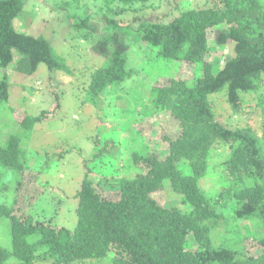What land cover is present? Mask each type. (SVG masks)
Here are the masks:
<instances>
[{"label":"trees","instance_id":"1","mask_svg":"<svg viewBox=\"0 0 264 264\" xmlns=\"http://www.w3.org/2000/svg\"><path fill=\"white\" fill-rule=\"evenodd\" d=\"M149 0H105L115 16L134 5L144 8ZM207 1V0H206ZM202 7H187L170 23L140 21L130 36L146 43L149 50L168 62L201 65L200 74L191 80L170 78L161 86H151L152 108L149 114L168 112L179 123L180 134L169 140L164 159L133 153L132 162L147 167L145 174L122 178L117 187L119 199H102L94 190L85 172L76 193L77 222L69 231L61 227L36 224L31 218L20 220L12 209L0 204V218L10 223V249L0 246V264L10 258L19 264H33L51 259L53 264L102 259L111 255V264H264V147L249 127L230 130L215 119L209 96L226 88V101L234 113H240L241 93L257 92L264 86V2L259 0H212ZM25 0H0V68L14 63V69L31 75L40 63L50 70H66L43 36L33 37L17 31L14 20ZM116 4L115 8L112 6ZM116 30L119 21H107ZM76 27L83 23L75 24ZM221 27L213 47L207 31ZM114 35V34H113ZM104 37L99 46L108 54V45L115 44L106 65L96 69L90 78L89 91L94 96L123 82L132 74L126 67L123 38ZM118 36V35H117ZM233 44V56L221 68L217 62L205 63L206 54L216 47ZM7 76L0 79V102L8 96ZM264 108V99H261ZM22 116L14 119L25 135L42 119ZM22 138L10 134L0 143V165L20 176L24 162L20 148ZM222 144L228 149L224 161L236 219L256 222L261 235L254 238L258 253H251L244 244L238 250L225 244L214 245L210 231L223 215L216 212L202 193L199 181L206 175L213 147ZM96 156V155H95ZM185 163L184 174L179 168ZM165 181L180 196L178 207L167 208L152 195L163 191ZM35 236V241L29 237ZM242 237L240 243H244ZM239 243V244H240Z\"/></svg>","mask_w":264,"mask_h":264},{"label":"rangeland","instance_id":"2","mask_svg":"<svg viewBox=\"0 0 264 264\" xmlns=\"http://www.w3.org/2000/svg\"><path fill=\"white\" fill-rule=\"evenodd\" d=\"M105 0H25L13 24L17 31L43 36L53 53L62 60L67 71L50 70L40 63L31 75L16 72L14 63L0 68V79L6 74L8 96L0 102V143L8 135L21 138L23 171L18 174L0 165V204L12 209L20 220L31 218L36 224L61 227L72 231L77 222L76 193L87 170L95 192L106 200L119 199L117 189L122 178L145 174L147 167L132 162L133 153L153 155L164 159L169 140L180 134L179 123L168 112L149 114L152 108L149 88L161 86L170 78L191 80L200 74L201 65L168 62L149 50L146 43L130 36L141 21L170 23L183 9L206 0H149L144 8L134 5L120 15H113ZM212 0H207L209 4ZM261 3L264 0H259ZM114 4L112 7L115 8ZM140 21H138V20ZM119 21V33L108 24ZM83 23L76 27L75 24ZM212 28L206 37L213 47L217 32ZM123 38L126 67L132 73L128 79L106 89L99 96L89 89L92 73L106 65L115 44L108 45V54L101 52L100 41L111 36ZM118 35V36H117ZM233 44L212 48L205 63L217 62L221 68L232 57ZM240 113H234L226 101V88L209 96L216 121L224 128L249 127L264 147V86L257 92L241 93ZM29 135L18 125L22 116H39ZM96 155V156H95ZM228 149L222 144L213 147L206 175L199 181L202 193L216 212L223 215L210 235L214 245L225 244L239 250L244 244L251 253H258L253 239L261 235L256 222L236 219L231 215L233 202L224 161ZM179 168L190 171L185 163ZM163 191L152 197L164 207L189 210L181 204L180 196L165 181ZM10 221L0 218V246L10 249ZM244 237L243 242L240 239ZM35 236L29 241H35ZM240 243V244H239ZM6 264H19L13 257ZM33 264H53L51 259ZM72 264H111V255L102 259L77 261Z\"/></svg>","mask_w":264,"mask_h":264}]
</instances>
